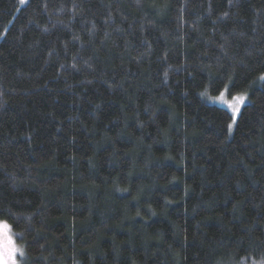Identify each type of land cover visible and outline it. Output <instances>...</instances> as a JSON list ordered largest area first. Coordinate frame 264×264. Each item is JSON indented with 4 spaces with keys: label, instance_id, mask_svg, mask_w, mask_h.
I'll return each instance as SVG.
<instances>
[{
    "label": "trees",
    "instance_id": "1",
    "mask_svg": "<svg viewBox=\"0 0 264 264\" xmlns=\"http://www.w3.org/2000/svg\"><path fill=\"white\" fill-rule=\"evenodd\" d=\"M261 75L264 0H0V220L25 264L264 260ZM225 88L249 95L231 132L205 99Z\"/></svg>",
    "mask_w": 264,
    "mask_h": 264
},
{
    "label": "snow or ice",
    "instance_id": "2",
    "mask_svg": "<svg viewBox=\"0 0 264 264\" xmlns=\"http://www.w3.org/2000/svg\"><path fill=\"white\" fill-rule=\"evenodd\" d=\"M228 14L225 13L226 17ZM167 78V73H165ZM260 80H264V75H261ZM228 91L226 88L220 92L219 96L212 97L211 99L224 103L231 112V123L227 125L229 132L233 130V127L237 124V116L240 114L241 107L248 101L247 94H239L232 97L231 101L225 99V94ZM207 95V93H202ZM26 257V251L16 243V239L12 233V227L7 221L0 220V264H22L17 257ZM258 264H264V260L258 262Z\"/></svg>",
    "mask_w": 264,
    "mask_h": 264
},
{
    "label": "rangeland",
    "instance_id": "3",
    "mask_svg": "<svg viewBox=\"0 0 264 264\" xmlns=\"http://www.w3.org/2000/svg\"><path fill=\"white\" fill-rule=\"evenodd\" d=\"M225 89H226V88H225ZM225 89H224V90H225ZM227 89H228V88H227ZM224 90H223V91H224ZM219 94H220V93H219ZM219 94H217V95H210V94H208V96L205 97V99H206V101L209 102V103L222 105V106H224V107L227 108V106H226L224 103H221V102H219V101H215V100L211 99L212 97L219 96ZM239 94H245V93H238V94H233V95H231V94L229 93V89H228V91H227L226 94H225V99L228 100V101H231L233 96H235V95H239ZM246 94H247V96H248V98H249L248 93H246ZM248 101H249V99H248ZM248 101H246L245 104H246ZM243 106H244V105H243ZM243 106H242V107H243ZM242 107H241V110H242ZM227 109H228V108H227ZM240 112H241V111H240ZM239 115H240V114H239ZM239 115L237 116V119H238ZM16 243H17V242H16ZM17 245H18V244H17ZM18 246H19V245H18ZM17 259H18L19 261H22V264H25V262H24V258H23V257H19V256H18Z\"/></svg>",
    "mask_w": 264,
    "mask_h": 264
}]
</instances>
